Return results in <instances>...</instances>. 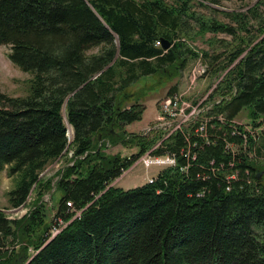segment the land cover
Here are the masks:
<instances>
[{"label":"trees","instance_id":"1","mask_svg":"<svg viewBox=\"0 0 264 264\" xmlns=\"http://www.w3.org/2000/svg\"><path fill=\"white\" fill-rule=\"evenodd\" d=\"M224 1L0 0V44L31 74L24 97L0 89V177L14 179L10 207L38 188L24 216L0 209V264H264V0L215 7ZM206 33L230 37H213L222 50H201L207 71L224 72L209 98L224 92L209 113L224 122L212 118L204 137L193 127L187 138L127 131L145 109L146 89L134 84L175 77L199 54L189 42ZM159 139L151 154L176 167L132 188L109 186ZM117 145L136 151H107ZM69 150L47 208L51 182L40 174ZM191 155L199 163L186 168ZM58 218L67 223L52 236Z\"/></svg>","mask_w":264,"mask_h":264},{"label":"rangeland","instance_id":"2","mask_svg":"<svg viewBox=\"0 0 264 264\" xmlns=\"http://www.w3.org/2000/svg\"><path fill=\"white\" fill-rule=\"evenodd\" d=\"M252 1L254 0L224 1V5H220L218 7L219 9L232 10L233 8H237L245 3H251ZM195 9L197 11L204 12V13L208 12L205 8L199 7V6L195 7ZM213 37H217L219 39L223 38L225 40L230 38L226 34L214 35L211 33H206L203 36V39L194 40V41L189 42L190 46L194 48L196 51H198L199 54L195 59L189 60L186 66L182 68L181 70H179L177 75H174L175 77L171 79H166V80L163 79V82L159 83L158 77L151 75V76H146V77L141 78L134 84L136 85V87L141 86L140 88L145 87L144 89H146V92L144 94V99H143L145 109L143 111L141 119L135 122L129 123L125 126L127 131L141 133L143 135L145 134L158 135V133H155V131L153 132L150 131V132L145 133L144 130L147 127L154 124L156 121H158V117L160 115L158 104H161L162 107H164L163 102L169 96L168 90L173 85H176L177 91H174L172 94L182 93L187 89H189V92H190V94L183 93L184 95L181 94L180 96H178L177 100H180V99H183V100L181 104L178 105L177 103L173 105L175 107H173L174 109L171 110V113H173L174 116H176L177 118H182L186 122L190 118H193V116H195V118H199L200 123L201 121L204 120L205 117L208 116L207 114H209L211 111L209 110L208 107H206L207 105H204V103H202L200 107L202 100L204 102L207 98V95L203 96V93L205 91L212 90L213 88H215L216 83L219 81L221 76L224 74L223 71L217 72L216 74L212 73L211 71H207L208 65L203 60V57L201 54V50L211 51L212 50L211 45L216 47L218 50L223 49L222 44L219 43L217 45ZM8 52H9V46L5 44H0V89L4 93L10 96L24 97L28 95L29 90H30L29 80L31 78V74L28 72L22 71L19 67L13 64L8 58ZM192 72H195L196 76L198 75L195 80V85L191 84V83H194L192 80V75H193ZM222 93L224 92H218L217 94H214L213 107L221 103L223 99L221 95ZM230 96L231 95L229 94L226 96V98ZM199 97L201 100L198 103V105L193 106L190 109L189 111L190 114L189 112H186V107L190 105L189 103H191V99H197ZM63 110L65 111L64 108ZM64 111H63V117L65 119L66 115ZM191 112H194V113H191ZM237 117L238 118H235L237 119V121L243 120L242 118H247L246 108L242 109L239 112ZM209 118H211V121L213 120L212 118H216V120H219V115H212V117H209ZM262 126L263 125H261V127ZM72 139L67 138V144H70ZM185 142L187 143L186 139H185ZM192 144H194V142ZM107 151L110 153L118 152L122 155H130L131 153L136 151V148H123L117 145L115 147H110ZM63 153H68L67 158L65 157L58 158L57 160L49 164L40 174L41 180L42 179L48 180L49 182V179H50V182H51L50 190H47L46 188L43 189V191L45 189L46 190L43 193L42 200L45 201L47 208H50V202H51L52 197L54 199V202H56L58 198V191H55L53 187L54 182L58 176L57 172L68 161V158L72 155L71 150H69V152H63ZM185 155L187 158L188 157L187 152L185 153ZM158 160L160 161L159 162L157 161V164H150V165H145V164L143 165L142 163H136L138 161L137 160L135 164H132L130 167H128L127 169H125V171L122 172L121 174L122 176L118 177L117 181L112 182L109 186H118V187H122L123 189L132 188L142 183L148 182L149 178H152L151 180H153L156 174L158 173V171L163 168H169V167H174V166L176 167V163L172 161V158L170 156H167V157L160 156ZM187 160L188 161L186 163V168L188 166H192V162L193 164L199 163L198 160L193 159L192 155L189 156ZM213 163H214L213 160L209 161V164L211 166H213ZM261 163L264 165V162H261ZM68 164H73V163L68 162ZM170 164H173V165H170ZM198 165L202 168H206V166H208L207 163H201V165L200 164ZM195 176L198 177L199 173L195 174ZM196 177L194 178L196 179ZM227 177L232 178L233 180L236 179V172L233 171L229 173L228 175L226 173L225 178H224L226 182H228ZM263 179H264V176H263ZM13 186H14V179L12 177H9L6 173V170H4L1 173V177H0V209H2L9 218L17 219L27 214L28 211L30 210V207L33 206V203L36 202V200L38 199V195H37L38 188H36L30 193L29 197L27 198L24 204L18 207H10L8 203L7 192L11 188H13ZM48 213L49 215L51 214L50 210ZM66 223L67 222H64L62 219L58 218L57 220H55L54 224L52 223L53 224L52 226L55 225L56 227L60 228L62 226H65ZM50 229H52V232H53L55 228L51 227ZM59 230L60 229H58V231Z\"/></svg>","mask_w":264,"mask_h":264},{"label":"built area","instance_id":"3","mask_svg":"<svg viewBox=\"0 0 264 264\" xmlns=\"http://www.w3.org/2000/svg\"><path fill=\"white\" fill-rule=\"evenodd\" d=\"M192 80L194 83H191V84H194L195 85V80H196V76L195 75V72H192ZM201 75V74H200ZM190 94L189 92V89L185 90L184 92L182 93H178V94H169V96L167 97L166 100H164L163 102V105L164 107H162L161 104H158L159 105V112H160V115L158 117V121H156L154 124H152L151 126L147 127L144 132H150V131H156V130H162V133L160 134L162 137L161 138H167L168 136H170L171 134L177 132V131H181L183 132V130H187L188 132L185 134L184 133V136L185 138L188 137V135L190 134L191 135V131H190V128L193 127V131L194 132H201V136H205V134L203 133V129L207 127V125H211L212 123L211 122V118L209 117H212L211 115L207 114L208 116L204 118L203 121H201L200 123V120L199 118H195V116H193V118H190L187 122L185 120H183L182 118H177L176 116H174L173 113H171V110L174 109L173 105L177 104H181L182 103V100L183 99H180V100H177L178 96H180L181 94ZM183 94V95H184ZM212 94V90H208L206 91L204 95H207V98L206 100L203 102H201L200 104V107L202 105V103H204V105H207L206 107L209 108V110L211 111L213 109V103L214 101H211L209 100L210 98V95ZM202 97V96H201ZM214 98V97H213ZM200 97L197 98V99H191V103H189L190 105L188 107H186V112H189L190 109L193 107V106H197L198 103L200 102ZM185 101V100H184ZM191 113H194V112H191ZM198 113V112H197ZM196 113V114H197ZM190 114V112H189ZM219 121L221 122H224V118L222 117V115H219ZM234 123H240L236 120L233 121ZM249 131L252 132V130L249 128ZM206 139V142H211L210 138H205ZM159 145H162V141H160V139L153 145V147L149 150H147L146 152L142 153L139 158H138V163H142L143 165H150V164H157V161L159 162L160 160H158V158H160L159 155H152L151 154V151L152 149L158 147ZM161 156H169V155H161ZM171 157V156H170ZM193 159H195V156L192 155ZM141 158V159H140ZM172 158V161L176 163V160ZM170 165H173V164H170ZM232 180V178H229L227 177V181L228 183ZM151 181V180H150ZM79 215V212L76 213V216ZM53 228H55L52 232V229H51V235H55L57 232H58V227L54 226ZM58 228V229H56Z\"/></svg>","mask_w":264,"mask_h":264},{"label":"water","instance_id":"4","mask_svg":"<svg viewBox=\"0 0 264 264\" xmlns=\"http://www.w3.org/2000/svg\"><path fill=\"white\" fill-rule=\"evenodd\" d=\"M215 7H217V8H219L218 6H215ZM160 44H161V47L163 48V49H168L169 47H170V45H171V43L167 40V39H161V42H160ZM108 65H110V64H108ZM107 67V66H106ZM105 67V68H106ZM104 68V69H105ZM64 107V109H65V104L63 105ZM64 111V110H63ZM65 112V111H64ZM65 122L67 123V119H66V116H65ZM69 125V124H68ZM67 125V138H69V139H72L73 138V129H72V127H71V125H69L68 126ZM71 132V134H72V136L70 137L69 136V134H68V132Z\"/></svg>","mask_w":264,"mask_h":264},{"label":"bare ground","instance_id":"5","mask_svg":"<svg viewBox=\"0 0 264 264\" xmlns=\"http://www.w3.org/2000/svg\"><path fill=\"white\" fill-rule=\"evenodd\" d=\"M68 124H69V123H68ZM69 125H70V124H69ZM69 125H68V126H69ZM70 133H71V132L69 131L68 134H69V136L71 137V134H70ZM135 162H136V161H135ZM136 163H138V162H136ZM134 164H135V163H134ZM151 179H152V178H149V179H148V182H153V181L155 180V179H153V180H151ZM150 180H151V181H150ZM115 181H117V179H116Z\"/></svg>","mask_w":264,"mask_h":264}]
</instances>
